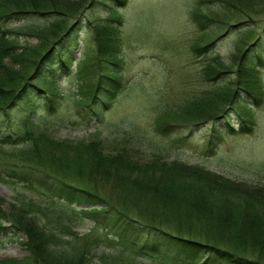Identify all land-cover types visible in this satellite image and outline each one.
I'll list each match as a JSON object with an SVG mask.
<instances>
[{"label":"rangeland","instance_id":"obj_1","mask_svg":"<svg viewBox=\"0 0 264 264\" xmlns=\"http://www.w3.org/2000/svg\"><path fill=\"white\" fill-rule=\"evenodd\" d=\"M42 1L34 0V4H49L48 7L53 9L73 12L68 25L76 21V17L82 20L58 43L66 56L71 50L74 54L68 68L64 72L58 71L57 82L62 89L60 104L55 110L44 109L35 117L38 131L50 141L41 138L35 144L30 141L23 144L25 148L35 145L45 148L47 154L44 156L52 163L37 159L35 155L30 161L19 158L16 147L21 144L12 147L0 143V197L3 199L0 207L11 213V203L27 201L38 206L33 211L44 222L46 219L55 222L60 215L68 225L75 224L79 239L68 236L61 239L77 240L75 242L82 244V249H91L98 256L82 264H103L99 257L105 254L129 255L117 231L103 226L102 222L96 226L93 218L81 213V209H91V204L78 206L73 202L68 205L64 199H46L31 193L21 178V171L29 168L25 166L27 163L33 165L36 162L44 168H39L40 171L63 175L71 184L95 192L98 197L94 199H103L115 210L124 211L143 223H153L175 236L199 238L209 234L211 237L214 232L226 235L225 240L228 236H237L236 229L218 226L219 217L204 216V220L183 212L186 194L189 199L198 194L192 187L184 186L192 178L197 180L194 174L185 175L188 180L182 181V185L174 190L183 201L175 203L177 208L182 206L177 213L171 210L173 204L152 203L140 190L146 188L142 186L157 189L156 185L169 186L172 181L163 173L182 168L180 163L199 165L204 170L222 174L230 183L243 182L250 186L264 183V95L254 107L256 120L251 132L226 135L214 148L204 145L212 125L208 114L213 109L226 105L229 110L216 121L217 129L224 131L227 124L237 128L241 123L233 111L235 106H228L226 96L229 91L219 92L228 81L236 79L239 67L242 71L253 68L245 73L254 80L259 79L264 93V49L261 48L264 46V0H125L121 6L116 0ZM114 6L116 15L122 20L117 32L119 41L114 46L122 60L124 84L111 105L96 115L95 104L78 108L76 102L81 97L78 74H81L79 68L96 73L101 71L98 59L92 55L95 51L94 27L112 18L114 14L110 10ZM33 19L35 17L27 18L24 14L11 15L5 18L6 21L2 19V26L18 31ZM18 39L20 45L31 48L39 43L35 36L18 34ZM257 42L261 43L260 47ZM257 56L262 58L263 64L255 62ZM81 59L85 60L83 67L79 64ZM4 64H9V59H5ZM11 67L14 69L15 66ZM210 67L214 71L221 67V74L208 78ZM0 80H6L4 74L0 73ZM221 94L223 99H220ZM13 115L11 110L9 115L0 117L1 127L6 123L11 127L8 132L1 130L0 137L15 132L18 122ZM195 115L198 119L206 117L208 120L194 125L189 120ZM162 116L166 120L159 127ZM166 186L163 187L167 190ZM31 198L33 201L29 200ZM105 203L96 207H103ZM172 212L178 215L174 216ZM67 216L70 217L66 219ZM179 220L190 227L179 226ZM260 221L264 222V219L260 217ZM8 222L2 223L7 227ZM231 224L229 226H234ZM25 238V233L16 232L15 228L0 231V260L6 259L5 264H32L23 259L13 263L8 260L28 256L27 249L20 243ZM206 239L207 243L224 245L214 238ZM80 244L66 245L58 241L56 249L51 248L56 253L64 249L71 252ZM135 261L147 263L137 257ZM107 264L123 262L108 258Z\"/></svg>","mask_w":264,"mask_h":264},{"label":"trees","instance_id":"obj_2","mask_svg":"<svg viewBox=\"0 0 264 264\" xmlns=\"http://www.w3.org/2000/svg\"><path fill=\"white\" fill-rule=\"evenodd\" d=\"M116 1L119 3L118 6L126 2L125 0ZM34 3V0H0V73L6 77V80H0V110L3 112L0 113V117L9 115L10 111L13 110V116L17 118L18 122V125L15 126V132L8 133L5 137L1 136L0 143L12 147L21 144L16 147L18 148L16 154L19 158L30 161V157L35 155L37 159L48 160L52 163L44 156L47 154L46 150L44 151L45 148L40 149L37 145L25 148L23 144L29 141L35 144L41 138L50 141L43 132L38 131V123L35 121V117L40 111L44 109L55 110L60 104L62 89L57 82L59 72H64L68 68L67 66L73 61L74 54L71 50L66 56L58 43L60 39L69 34L72 26L81 22L82 18L76 17V21L68 25L69 18L74 16L70 10L53 9L48 7L49 4L41 6L42 4ZM110 13L114 14L112 18L94 27L95 48L93 49L95 51L92 52V55L98 59L101 71L96 73L95 70L87 71L79 68L81 74H78L80 81L78 93L81 95L76 102L78 108L95 104L93 110L96 115L103 113L104 109L111 105L112 100L117 97L124 84L122 60L114 46L119 41L117 32L122 20L120 16L116 15V6L110 10ZM17 14H24L27 18L35 17V19L29 23H24L23 29L18 31L2 26V19L5 20L11 15ZM18 34L35 36L39 39V43L33 48L22 46L18 42ZM257 44L259 47L261 46L260 42ZM261 48L264 49V46L262 45ZM5 59H9V64H4ZM248 60L252 61L250 58ZM261 61L262 58L257 56L255 62L263 64ZM79 64L83 67L85 60L81 59ZM11 65L15 66L14 69ZM220 68L218 67L214 71L210 67L208 78L221 74ZM251 69L253 68L248 70ZM248 70L242 71L239 67V74L236 79L228 81L224 88L219 90V92L225 89L229 91L226 96L230 103L228 106L231 104L235 106L233 111L237 114V118H240L241 123L238 124L237 128L233 124H227L224 131L219 130L216 127V121L226 116L229 110L226 105L216 110L213 109L208 114V119L212 121V125L209 127V135L205 138V146L213 145L214 148L221 143L226 135L235 136L236 134L251 132L252 125L256 120L254 107L257 106V102L262 100L264 93L259 79L255 78L254 80L250 77L251 75L245 73ZM211 73L213 74L210 75ZM253 73L257 77L256 72ZM241 90L245 93L242 94ZM223 94H221L220 99L224 98ZM235 99L237 101L233 104ZM164 117L160 118L159 127L166 120ZM198 117L195 115L192 117L194 120L191 118L189 121H193V124L198 126L208 120L206 117L199 119ZM1 130L8 132L11 127L6 123L2 127L0 126V133ZM178 165L182 168H175L173 172L164 171L165 173H163L172 181L169 182V186L163 185L168 187V191L163 186L158 185L155 186L158 189L142 186L146 187L144 190H140L143 192L142 195L152 203L173 204L171 205L172 209H170L177 213L182 206L177 208L178 205L176 206L175 203L178 204V201H183L181 197L174 194V190L182 185V181L185 183L188 180L185 175L194 174L197 176V180L192 178L184 186L192 187L194 192L198 194H193L195 196L192 195L190 199L189 195L184 196L183 205L186 208L182 207L184 208L183 212L195 214L202 219L205 218L204 216L219 217L218 226L228 229L230 227L229 230L236 229L237 236H228L226 240V235L214 234L215 232L212 233L211 237L209 234H204L205 237L199 238H190L186 235L175 236L153 223H143L130 217L124 211L117 208L115 210V207H110L103 199H94L98 197L95 192L89 188L71 184L63 175L61 177L40 171L44 168H40L36 162L33 165L30 162L25 165L29 168L21 171V178L26 181L31 193L44 196L46 199H64L68 205L73 202L78 206L91 204L93 206L91 209H81V213L84 212L83 214L93 218L96 226L102 222L103 226L118 232L121 238L120 242L126 245L125 249L128 250L127 254L129 255H101L99 258L103 264H107L108 258L116 262H123V264H141L135 261V257L146 260V264H264V222L260 221V217L264 219V195L262 193V191L264 192V183L253 185L256 187L243 182L230 183L224 175L204 170L199 165L189 166L182 163ZM23 172L24 176L22 175ZM180 177H182L181 180ZM200 182L202 183L200 184ZM177 195L179 196L178 193ZM2 201L3 199L0 197V204ZM103 203L106 205L96 207V205ZM11 204L9 211L11 213H6L0 207V231L7 232L9 228H15L16 232L25 233L26 238L20 243H23L29 254L23 258L8 259L13 260L9 262L13 263L23 259L32 264H82L85 261L91 262L92 258L98 257L92 253L91 249H82V244L75 242L77 240L61 239L62 236L79 239L75 224L73 226L68 225L66 221L61 220L60 215L56 217L55 222H51L49 219L44 222L42 217L33 211L38 206L31 202L15 201ZM50 206L54 207V205ZM77 214L80 216V213ZM98 214L100 215L98 216ZM172 214L178 215L173 212ZM6 215H10V217ZM15 215L19 219H16ZM68 217L70 216H67L66 219ZM101 219L102 221H100ZM4 220L5 222L9 221L7 227L2 223ZM231 222L234 225L232 227L229 226ZM178 225L185 228L190 227V224L182 220H179ZM207 237L208 240L214 238L216 242L224 245L221 247L207 243ZM58 241L66 245L71 243L80 244V246L72 248L71 252L64 249L56 253L53 252L55 251L53 248ZM5 260L1 259L0 264H5Z\"/></svg>","mask_w":264,"mask_h":264}]
</instances>
